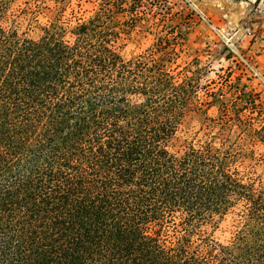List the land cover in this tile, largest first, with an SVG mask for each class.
<instances>
[{
  "label": "trees",
  "instance_id": "obj_1",
  "mask_svg": "<svg viewBox=\"0 0 264 264\" xmlns=\"http://www.w3.org/2000/svg\"><path fill=\"white\" fill-rule=\"evenodd\" d=\"M63 32L0 22V264H264V193L224 147L167 148L193 78L120 57L99 15ZM237 204L243 223L215 241ZM176 219L167 244L147 232Z\"/></svg>",
  "mask_w": 264,
  "mask_h": 264
},
{
  "label": "rangeland",
  "instance_id": "obj_2",
  "mask_svg": "<svg viewBox=\"0 0 264 264\" xmlns=\"http://www.w3.org/2000/svg\"><path fill=\"white\" fill-rule=\"evenodd\" d=\"M4 26L36 38L49 23L71 29L99 15L112 30L110 47L123 59L144 55L176 79L192 77L173 154L189 147H224L231 171L264 193V0H4ZM242 206L215 217L206 232L228 241L243 223ZM174 224L150 221L147 232L167 244ZM198 235H193L195 241Z\"/></svg>",
  "mask_w": 264,
  "mask_h": 264
}]
</instances>
